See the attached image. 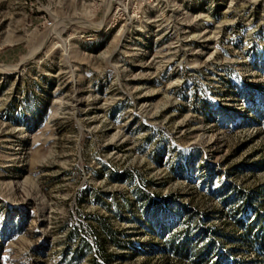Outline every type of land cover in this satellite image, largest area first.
I'll list each match as a JSON object with an SVG mask.
<instances>
[{"label": "rangeland", "instance_id": "rangeland-1", "mask_svg": "<svg viewBox=\"0 0 264 264\" xmlns=\"http://www.w3.org/2000/svg\"><path fill=\"white\" fill-rule=\"evenodd\" d=\"M255 211L264 0H0V264H264Z\"/></svg>", "mask_w": 264, "mask_h": 264}, {"label": "trees", "instance_id": "trees-1", "mask_svg": "<svg viewBox=\"0 0 264 264\" xmlns=\"http://www.w3.org/2000/svg\"><path fill=\"white\" fill-rule=\"evenodd\" d=\"M240 227H244L245 240L252 245L256 244L260 252L264 253V218L257 211L254 212V221L251 224L244 225L238 221ZM179 235H172L168 240L169 247L172 253L183 260H188L192 264H221L220 261H215L214 256L210 254L211 250L196 249L191 246L190 242H177ZM192 248H194L192 250ZM229 264H243L233 261Z\"/></svg>", "mask_w": 264, "mask_h": 264}]
</instances>
